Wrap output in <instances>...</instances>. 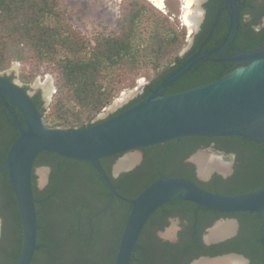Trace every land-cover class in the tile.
Returning a JSON list of instances; mask_svg holds the SVG:
<instances>
[{"label":"trees","instance_id":"16d2710c","mask_svg":"<svg viewBox=\"0 0 264 264\" xmlns=\"http://www.w3.org/2000/svg\"><path fill=\"white\" fill-rule=\"evenodd\" d=\"M63 1L0 0V70H4L9 64V56L12 54L17 60L32 58L38 64H53L60 93L54 106L55 114L60 119L57 125L67 129L98 124L143 101L191 57L221 46L229 36V8L224 10L213 35L209 36L216 15L225 5V0H207L204 3L207 12L203 28L196 35L192 49L183 57L180 53L187 43L186 30L175 28L163 14L146 45H138V22L147 6L139 0H129L116 33L97 34L92 47V40L66 22ZM240 6L241 23L235 39L226 50L229 55L264 47V0H241ZM50 18L54 22H50ZM26 50L29 55L23 54ZM87 51L89 53L86 57ZM171 56L174 57L175 64L162 69ZM219 58L220 54L200 61L168 86L163 95L203 86L238 67L228 61L213 60ZM142 67L151 68L157 74L149 82L150 85L144 87V92L108 118L91 122L112 102L124 76L138 75ZM32 77L24 74L22 79L29 82ZM6 78L12 81V77ZM24 89L27 90L26 87ZM32 99L38 109L45 113L46 108L40 93L34 94ZM65 101L73 106H65ZM12 108L23 121L20 112ZM18 134L17 127L0 99V164L6 159ZM212 145L214 151L223 152L226 159L235 154L238 160L235 172L230 178L224 180L219 175L215 176L217 186L227 190L230 195L245 194L264 187V143L240 136H189L145 147L142 164L136 170L123 174L121 179L112 174L113 165L121 155L101 159V163L118 187V192L126 198H136L163 177H185L204 188L205 182L197 177L195 164L186 160L198 150ZM40 165L51 167V173L49 183L43 190L38 187L37 174L33 176L39 216V248L33 264H114L123 229L131 212V204L116 198L107 212L88 221L87 217L102 208L110 197L109 189L99 172L89 161L70 159L48 151L38 157L35 166L37 168ZM0 193L13 196V260L4 264H15L22 248L23 230L7 172L0 173ZM170 204L178 208L210 211L182 200ZM237 214L243 223L241 230L248 231L251 240L245 243L248 249L239 245L235 250L245 248L253 264H264L261 215L251 212ZM219 216L216 213V217ZM141 244L148 248L162 245L157 230L149 222L140 237L133 261L136 256L147 253L139 248ZM219 246L222 245L202 246L199 253L221 254L223 251L216 250ZM161 248L163 254L188 253L169 243Z\"/></svg>","mask_w":264,"mask_h":264},{"label":"water","instance_id":"95a60500","mask_svg":"<svg viewBox=\"0 0 264 264\" xmlns=\"http://www.w3.org/2000/svg\"><path fill=\"white\" fill-rule=\"evenodd\" d=\"M240 3L241 0H225V5L220 8L213 22L210 36L224 10H231L229 36L224 44L194 55L146 99L92 126L79 129L48 127L44 122V113L32 99L33 92L0 74V99L19 133L6 159L0 164V173L9 174L22 222L23 243L15 264H33L39 248V216L33 176L36 173V161L45 151L89 161L101 175L110 197L102 208L87 217L88 221L107 212L116 198L131 204L114 264L132 263L148 221L159 208L174 200L192 202L217 213H258L262 217L264 242V187L245 194L228 195L207 190L185 177H163L136 198H126L118 192V187L101 163V159L121 155L113 168L115 176L121 171L132 169L141 161L142 153L135 151L189 136H240L264 143V47L234 55L225 52L240 27ZM199 7L205 11L201 0ZM200 20L199 16L196 17V25ZM214 54H220L222 61L236 66L245 65L203 86L163 95L168 86ZM48 100L46 97V102ZM12 107L20 112L23 121ZM207 151L199 150L190 157L197 164L202 178H208L215 171L221 172L219 164L226 162L221 157L219 160L212 156L209 162L212 161L213 167L203 170L198 157L204 156L207 160ZM50 169L40 170L42 184L46 182L45 171ZM223 223L235 224V221L222 220L213 230ZM226 236L228 233L218 237ZM209 258L213 257H203L199 262Z\"/></svg>","mask_w":264,"mask_h":264},{"label":"rangeland","instance_id":"374dc122","mask_svg":"<svg viewBox=\"0 0 264 264\" xmlns=\"http://www.w3.org/2000/svg\"><path fill=\"white\" fill-rule=\"evenodd\" d=\"M128 1L129 0H64L62 2V7L65 9L66 22L72 24L74 28L78 29L82 32V34L92 40L91 44L93 47L94 37L97 34L104 33L105 35H111L116 33L120 19L123 17V11ZM139 1L141 3H145L147 8L144 10L143 15L138 22V37L136 38V43L146 45L149 36L156 29V24L158 21H160L163 14L169 18L171 24L175 28L180 31L183 29L186 30L187 43L181 51V53H183V51L188 47V44L191 42V39L193 38V35L198 28L197 25L191 28L186 22V16L191 13L189 15H192V17L199 14L200 19L203 18L204 12L201 11L199 2L197 0H194L189 8L186 4L187 1L185 0H166L165 8L159 9L149 0ZM201 1L202 8H204V3L207 0ZM49 21L54 22V19L50 18ZM90 48L91 47H89V49ZM88 51L85 53L86 57L88 56ZM23 54L29 55L27 50ZM60 56H62V54H60ZM9 59V64H7L5 69L0 70V74L2 76L12 77L13 80L19 82L21 85L28 88L33 93L38 91L41 92L45 99L47 96L45 95L46 89L43 86V83L49 81L50 84L54 86V91L51 94V97L48 98V102L45 103L46 111L44 113V116L46 119L44 118V122L48 127L51 128L67 129L62 125H57L60 119L55 114L54 106L56 101L59 99L60 93L58 90L59 87L57 85L58 78L56 74V68L53 66V64H38L32 58L17 60L13 57V54L11 55V57L9 56ZM173 63L174 57L171 56L165 61L162 69H164L167 65H171ZM24 74L32 75L33 77L29 82H25L22 79ZM156 76V72L148 67H142L138 75L124 76L123 81L119 84V87L116 90L115 97L113 98L112 102L108 106H106L99 114H97L91 122L94 123L98 120L108 118L112 113L138 96L143 91L144 87L149 82H151V80L155 79ZM65 106L70 107L73 106V104L69 101H65ZM135 152H141L142 155L144 154L140 150ZM206 154L207 161L212 160V156L215 155L221 157V155H218L217 153H214L212 151H207ZM204 158L206 160V157ZM224 160L226 162L219 164V167L220 169L225 171L224 175L229 176L231 173H227V171L230 169L229 164H231V159H226L224 157ZM48 167L49 166L46 165H40L36 168L37 183L40 190H43L48 185L51 169L47 172L45 171L46 182H44L43 184L40 170L47 169ZM119 175L120 174H117L115 175V177L118 178ZM203 179L207 180L208 178ZM225 224L226 223H224V225ZM161 235H164V233H161Z\"/></svg>","mask_w":264,"mask_h":264},{"label":"flooded vegetation","instance_id":"af4514ba","mask_svg":"<svg viewBox=\"0 0 264 264\" xmlns=\"http://www.w3.org/2000/svg\"><path fill=\"white\" fill-rule=\"evenodd\" d=\"M204 10L205 11L203 14V18L197 24L198 28L195 34L193 35L191 42L188 44V47L183 51V53H180L181 57H183L187 52H189L192 49L196 41V35L203 28V24L205 22L206 12H207L205 7ZM214 55H219V54H214ZM221 59L222 57L213 60L215 62H218ZM174 64L175 63H173V65ZM243 65L245 64L238 65V67ZM27 91L30 90L27 88ZM36 93L37 92H34L32 96ZM39 93L43 101V106L45 107L46 99L41 92ZM202 149H207L208 151H212L217 153L218 155H221V158L223 160L224 157L226 156L223 152L214 151L213 145L211 147L202 148ZM139 150L144 153L143 148ZM190 157L186 161L195 164L197 177L205 182V187H204L205 189L220 194L230 195L229 193H227L228 192L227 190L215 184L216 182L214 178L216 175H219L224 180H226L234 174L235 166L238 163L235 154H232L230 157L231 166L230 169L227 171V173L228 172L231 173L229 176L224 175L222 172L225 171L220 169L219 167L221 172L219 171L213 172L208 177L207 180L203 179L200 176L198 172L197 164L191 161ZM215 157L218 159L220 158V156H216V155ZM144 158H145V154L142 155L141 161L132 169L119 173L120 175L118 178L121 179L123 174L136 170V168L142 164ZM36 174L37 173H35V175ZM112 174L114 176L113 168H112ZM172 202L173 201H170L164 204L161 208H159L148 222L153 227V229L157 230V235L161 239L162 245H165L166 243L177 245L178 249L183 248L188 253L163 254L161 250L162 245L158 247L152 246L151 248H148V247H143V244H141V246L139 245V248L143 249V251H146L147 253H145L146 255L144 256H142L141 254L136 256L134 258L135 261L134 264H207V263L212 264L213 261H216L215 260L216 258H220L219 260H223V261L226 260L223 264H253L252 259L247 255V250L245 251V248H247L245 243L250 242L251 234L246 230H241L243 223L237 213H229V214L219 213L220 216L216 217L217 212L200 211L198 208L194 210L186 207L178 208L177 206L171 205L170 203ZM222 220L223 221L234 220L235 224L226 223L225 225H223L224 224L223 223L213 230V228ZM221 225H223V227L226 226L224 227L226 229V232L224 231L221 232L222 230ZM161 233H164V235H161ZM220 233L221 234L228 233V236L224 238L218 237L219 235H221ZM178 244H181L182 246ZM213 245H222L219 246L216 250L223 251V253L217 255L199 253L200 248L202 246L209 247ZM239 245H242L245 248L241 247V250L239 251L235 250L236 246ZM13 252H14L13 196L8 197L7 195L0 193V264H4L6 261L13 260ZM203 257H213V258H209V260H204L202 262H199ZM133 262L131 264H133Z\"/></svg>","mask_w":264,"mask_h":264},{"label":"bare ground","instance_id":"6f19581e","mask_svg":"<svg viewBox=\"0 0 264 264\" xmlns=\"http://www.w3.org/2000/svg\"><path fill=\"white\" fill-rule=\"evenodd\" d=\"M150 2H152L157 8H159V9H163V8H165V1L166 0H149ZM185 1H187L186 2V4L188 5V7L193 3V1L194 0H185ZM196 1V0H195ZM198 2H199V0H197ZM190 8V7H189ZM190 11V10H189ZM189 14H191V13H189ZM187 15L186 16V22H187V24H189V26L192 28V27H195V25H196V17H198L199 16V14H197L196 16H193L192 17V15ZM194 18V19H193ZM195 22V24H194V22ZM194 29V28H193ZM43 86L45 87V89H46V96H47V98H50L51 97V94L53 93V91H54V86H52L51 84H50V82L48 81V82H44L43 83ZM198 161L200 162V164H201V167H202V169L203 170H207V169H209V168H212L213 167V164H212V162L210 161H207V160H205V158H204V156H200V157H198ZM206 162H207V164H206ZM128 163V162H127ZM209 164V165H208ZM224 225V224H223ZM223 225H221V232H226V229L224 228V227H226V226H224L223 227ZM229 227V226H228ZM221 234V233H220ZM226 261V260H225ZM225 261H223V260H216V261H213L212 262V264H223ZM208 264V263H207Z\"/></svg>","mask_w":264,"mask_h":264},{"label":"clouds","instance_id":"9594fccd","mask_svg":"<svg viewBox=\"0 0 264 264\" xmlns=\"http://www.w3.org/2000/svg\"><path fill=\"white\" fill-rule=\"evenodd\" d=\"M215 153V152H214Z\"/></svg>","mask_w":264,"mask_h":264}]
</instances>
